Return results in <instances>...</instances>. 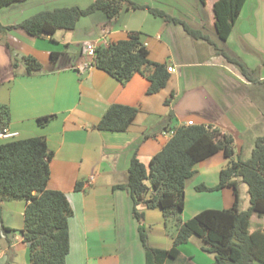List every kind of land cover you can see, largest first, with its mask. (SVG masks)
<instances>
[{
  "label": "crops",
  "instance_id": "obj_1",
  "mask_svg": "<svg viewBox=\"0 0 264 264\" xmlns=\"http://www.w3.org/2000/svg\"><path fill=\"white\" fill-rule=\"evenodd\" d=\"M88 1L85 5L94 0ZM131 1L147 8L122 9L112 19L96 11L81 17L73 30H57L42 37H32L21 28L0 33V104H6L10 114L6 127L17 133L15 138H45L52 152L47 188L62 191L73 211L68 219L69 252L65 264H145L131 196L125 189H114L115 185L127 182V168L133 154L147 164L173 130L187 121L211 125L231 134L233 146L239 144V148L242 139L254 141L264 134V0L245 1L224 42L218 39L214 29V0ZM36 3L26 0L1 8L0 24L9 26L22 21L13 17L3 19V10ZM148 8L179 20L161 21ZM184 26L199 30L202 37L190 35ZM130 31L140 33L150 61L165 62L167 67L175 69L169 72L166 86L156 93H147L149 81L140 72L120 83L95 67L92 57L80 52L74 55L62 48L78 46L84 40L109 43L126 38ZM219 49L255 71L257 81L246 78L235 64L218 53ZM51 52L57 53L54 58ZM25 55L37 59L41 68L26 73L22 61ZM84 63L88 65L80 69ZM255 65L262 67V73L253 70ZM113 103L137 107L135 118L123 132L96 129L95 125ZM50 114L55 116L46 125L37 124L38 117ZM224 162L219 151L196 164L195 173L186 181L184 207L188 180L195 177L198 185L212 187L218 182ZM77 182L81 183L78 190ZM197 184H194L195 192H214L218 196L215 202L222 205L205 207L201 202L192 207L188 218L205 208L232 205L231 188L225 187L227 190L221 193L198 191ZM244 184L239 182V191L243 188L248 194ZM247 196L243 206L239 205L241 210L249 206ZM25 206L24 200L0 203V223L11 229L0 232V264H30L21 232ZM136 209L142 212L143 221H149L150 208L139 203ZM182 248L179 247L178 264H211L214 260V255L205 250L207 254L196 258Z\"/></svg>",
  "mask_w": 264,
  "mask_h": 264
},
{
  "label": "trees",
  "instance_id": "obj_2",
  "mask_svg": "<svg viewBox=\"0 0 264 264\" xmlns=\"http://www.w3.org/2000/svg\"><path fill=\"white\" fill-rule=\"evenodd\" d=\"M26 0H0V9ZM205 0H200L204 3ZM246 0H214V29L218 39L224 42ZM147 8L131 0H94L84 8L56 7L40 11L16 25L3 26L0 33L8 29L21 28L32 37L52 35L57 30H73L81 17L101 11L108 19L116 17L122 9ZM165 20L178 21L163 11L148 8ZM194 37H202L199 30L184 26ZM209 40L208 37H206ZM148 49L140 40V33L130 31L126 38L95 47L92 64L117 79L127 82L134 73L140 72L149 81L148 94L164 88L170 78L165 62H152ZM218 53L235 64L242 74L257 81L254 71L239 59L223 50ZM54 58L55 52H51ZM25 72L41 68L31 55L22 57ZM13 66H16L15 60ZM150 66L148 70L145 68ZM145 67V68H144ZM264 81V80H263ZM173 93H170V98ZM169 98L164 103L167 105ZM138 112L137 107L111 104L95 125L102 131H126ZM54 114L36 119L40 126L46 125ZM169 118L172 113H169ZM10 118L6 104H0V128L8 125ZM233 136L219 128L204 124L180 125L176 127L163 147L144 164L135 154L127 168V182L115 188L126 189L132 199L133 217L138 221V236L144 249L145 264H172L179 258V247L192 236L200 238L205 251L214 255L211 264H264V227L250 229L253 214L264 215V134L254 140L249 158L236 154ZM222 151L225 158L219 170L218 182L212 187L195 186L198 191H214L225 187L232 189L233 202L228 208H205L193 216L178 218L177 232L169 249L154 248L148 244V235L142 225L143 214L136 209L139 203L147 208L158 207L164 217L178 215L184 207L186 181L195 173L198 162ZM52 152L43 136L0 140V203L7 200H24L22 240L28 247L30 264H65L69 252L68 219L73 211L66 195L59 190L47 188L50 177L49 161ZM239 182L247 185L249 206L239 208ZM81 183L75 184V189ZM11 230L0 223V232Z\"/></svg>",
  "mask_w": 264,
  "mask_h": 264
},
{
  "label": "rangeland",
  "instance_id": "obj_3",
  "mask_svg": "<svg viewBox=\"0 0 264 264\" xmlns=\"http://www.w3.org/2000/svg\"><path fill=\"white\" fill-rule=\"evenodd\" d=\"M37 3L33 4V5H25L22 7H19L18 5L14 8H10V10H3L2 15H3V19L7 18V17H13L15 20H24L40 11L43 10H52L56 7H71V6H76V7H80V8H84L88 5V0H50L49 2L43 1L42 0H36ZM46 2V3H45ZM87 2V3H86ZM21 6V5H20ZM125 12H122V15ZM152 15H154L153 13H151ZM166 15V14H165ZM156 16V15H155ZM160 17L159 19L161 21H166L164 19V16H158ZM160 21V22H161ZM62 48L67 49L71 54L77 55V53H79L80 48L79 45H68L67 48H65V45L62 46ZM81 55V54H80ZM241 55V54H240ZM243 57V55H242ZM261 64V63H260ZM262 65L264 66V64L262 63ZM255 69L253 70H257L256 72L258 73V70L260 71V73H262V67H256V65L253 67ZM258 68V69H257ZM255 72V71H254ZM239 119V118H238ZM237 123V122H236ZM235 124L233 123V128H234ZM237 127V126H236ZM248 136L251 135V133L247 134ZM236 144L237 141H236ZM254 147V141L250 140V139H242V145L239 148V144L237 146L234 147L236 154H240V156L243 159L249 158L251 155V151ZM219 174V172H218ZM197 178H192L189 179L187 182V188H186V192H187V200H186V207H184V209L182 211H180V213L178 215H169L168 217H164L163 212L158 208V207H153L150 208L151 211H149L151 218L149 219L151 225H148L149 221H142V225L148 235V244L152 247V246H156V247H171L172 246V242L171 239L173 236H175L176 232H177V224H178V218L180 219H184V218H188V216L193 212L192 211V207L194 205H199L201 202V205L207 207H221L220 205H222V203L220 201L215 202L217 200V194H214V192H195L194 191V184H197L198 181L194 180ZM198 185V184H197ZM245 185V184H244ZM126 190V189H125ZM221 190L226 191V188H222L219 190V192L217 193H221ZM231 193V190H229V194ZM241 206H243V202H245L246 197H248L246 194V192H244V189L241 188ZM194 195H196L194 197ZM219 195V194H218ZM198 197V198H197ZM200 198V199H199ZM221 199V198H220ZM227 207L231 206V205H225ZM111 208V205H110ZM113 209H111L112 211ZM153 210V212H152ZM184 217V218H182ZM250 229H254L255 227H257L259 224L262 225L264 227V215L262 216H258V215H254L252 218H250ZM136 222L138 223V221L136 220ZM112 223V221H111ZM112 225H110V228L112 229ZM137 232H138V225H137ZM139 235V234H138ZM143 247V246H142ZM180 247H183L182 249L186 250L187 254H192L194 256H196V258H199L200 255L205 254L206 252L203 251L204 249L202 247H205L204 242L196 237V236H192L187 243L181 245ZM207 254V253H206ZM210 255H212V253L209 252ZM180 263V262H179ZM173 264H178V260H176ZM255 264H259V263H255Z\"/></svg>",
  "mask_w": 264,
  "mask_h": 264
},
{
  "label": "built area",
  "instance_id": "obj_4",
  "mask_svg": "<svg viewBox=\"0 0 264 264\" xmlns=\"http://www.w3.org/2000/svg\"><path fill=\"white\" fill-rule=\"evenodd\" d=\"M107 44L108 43L105 40H102L101 44H97L96 42L89 41V40H84V41L79 43V48H80L79 51L82 55H84L86 57H92V59H93L95 47H97V45L106 46ZM87 65H88V63H84L79 68L83 69ZM167 70H168V72H174L175 71V69H173L172 67H167ZM186 124L191 125L193 123H192V121H187ZM16 134L17 133H15V132H11L7 127L0 128V139H8V138L16 136Z\"/></svg>",
  "mask_w": 264,
  "mask_h": 264
}]
</instances>
